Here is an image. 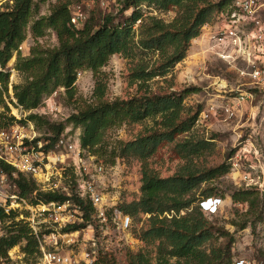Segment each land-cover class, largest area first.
I'll return each instance as SVG.
<instances>
[{
    "label": "trees",
    "instance_id": "obj_1",
    "mask_svg": "<svg viewBox=\"0 0 264 264\" xmlns=\"http://www.w3.org/2000/svg\"><path fill=\"white\" fill-rule=\"evenodd\" d=\"M11 1L0 9V102L6 109L2 94L7 93L9 85L7 64L16 53L14 69L21 81L13 84L12 90L16 103L24 111L37 109L43 99L58 88H63L69 99L74 98L77 73L81 70L92 72L95 80L91 98H78L76 110L67 117L68 123L80 128L82 150L93 153L98 148L106 150L105 134L108 130L146 119L152 121L144 133L126 141L116 139L112 146L111 163L116 157H132L141 162L139 197L122 201L115 209L129 217L148 215L139 229L138 239L145 246L154 248L153 256L149 250L128 252L127 264H231L234 233L209 221L201 206L195 204L194 191L202 183L229 172L226 162L208 168L194 164L193 159L209 150L212 142L204 139L178 142L176 147L186 161L169 176H160L148 164V159L163 141H174L178 135L191 130L198 119L201 108L191 110L183 100L199 87L171 89L172 70L185 57L191 40L201 34L205 24L214 21L229 0H119L121 20H116V13L93 12L80 27H74L70 22L73 0H54L48 14L40 13V3L47 0ZM143 4L160 11L173 7L178 10L171 21H165L144 15L140 8ZM126 11L129 13L125 14ZM48 29L57 39V45L53 47H45L36 40ZM27 32L35 42L30 46L29 54L22 56L19 46L26 39ZM113 54L130 59L127 78L130 85H136L135 93L123 97L107 96V83L102 80L100 69ZM137 55L143 56L134 60ZM147 55L150 56L148 59L145 58ZM169 74L170 78H167ZM155 77L162 78L168 85L151 89L149 81ZM15 121L45 124L51 134L32 140L35 144L40 142L45 151L52 149L64 129L63 123L49 122L45 116L34 112L20 120L0 113V129ZM0 170L13 178L17 193L31 203H62L71 199L82 212L83 220L66 224L61 229L63 233L83 229L85 222L92 218L95 207L78 192L67 196L59 191H42L30 175L19 172L1 159ZM214 194L212 189L203 193L205 199L214 197ZM230 197L233 203L246 204V215L261 219L264 199L257 190L238 189ZM181 211H185L184 214H180ZM17 218L15 210L5 213L0 208V230L3 231L0 234V257L4 259L8 258V251L21 241H25L22 247L25 254H40L31 229ZM233 225L244 229L247 221ZM89 264L114 263L107 258H95Z\"/></svg>",
    "mask_w": 264,
    "mask_h": 264
},
{
    "label": "rangeland",
    "instance_id": "obj_2",
    "mask_svg": "<svg viewBox=\"0 0 264 264\" xmlns=\"http://www.w3.org/2000/svg\"><path fill=\"white\" fill-rule=\"evenodd\" d=\"M11 2V0H0V9L5 8ZM53 3L54 0L41 2L40 13L48 14ZM77 4L81 6L87 18L93 12L97 14L101 12V14L116 13L118 16L116 20H121L118 11L119 0H73L70 5L71 11ZM140 8L144 15H152L165 21H171L178 10L173 7L167 11H160L153 6L144 4ZM128 13L129 11L125 12V14ZM206 32V29L202 28L199 38L195 41L191 40L185 57L172 70L171 89L182 90L192 85L199 87L198 91L188 94L183 100L184 105L191 110L201 108L198 119L191 130L178 135L174 141H163L148 159V164L160 176H169L186 161L176 147L178 142L184 139L211 141V148L201 156L194 158V164L198 167L208 168L226 162L229 165V172L214 180L202 183L194 191L195 204L201 206L209 221L217 226H224L234 233L235 241L231 248V264H234L238 258L250 260L255 264H264V206L261 219L258 220L254 215L245 214L247 209L245 203H233L230 197L233 191L250 188L257 190L260 198L264 199V83L258 85L251 83L248 76H241L238 71V69H246L241 62H236L235 65L228 64L214 53L206 39ZM36 40L45 47L57 45L55 33L51 29H48L44 36ZM34 42L35 40L27 32L26 39L19 46L22 56L29 54V48ZM141 56L137 55L134 60ZM149 57L147 55L145 58ZM15 60L16 53L7 64L10 71L9 85L7 93L2 94L8 109L0 102V113L3 112L5 116H11L12 112H15L12 86L21 81L19 73L14 69ZM130 65V59L121 54H113L106 65L101 67L100 74L102 80L107 83L106 94L109 98L135 93L136 85H130L127 78ZM167 78H170V74L167 75ZM94 80L91 71L81 70L76 75L74 98L69 99L64 89L58 88L45 97L37 109L19 114V120L30 112H34L45 116L49 122L63 123L64 129L58 137V139L63 138V144L57 145L56 141L52 147L54 152L62 156H59V160L53 163V176L50 181L57 185V191L63 192L67 196L77 194L76 178L79 177L75 175L73 169L74 153H71L65 143L77 142L80 148V128H75L68 123L67 117L76 110L78 98L86 100L91 98ZM149 85L151 89H155L159 86L166 87L168 82L163 81L160 77H155L149 81ZM240 91H251L252 96L238 101L236 98L238 93H241ZM3 120L6 119L3 118ZM14 124L22 127L19 128L21 133L33 136V138H42L51 134L48 132V127L41 122L37 125L30 121H15L12 125ZM151 125L152 121L146 119L140 123L122 124L108 130L105 134L108 146L106 150L98 148L93 153L80 148L81 161L88 166L89 175L94 174L97 187L106 202L104 209L106 218L100 221L93 213L92 218L85 222L86 226L83 229L70 233L61 231L65 225L55 228L53 233L56 244L44 240L47 248L54 246L59 251L71 254L72 258L76 260L75 262L78 260L76 264L85 263L83 258H85L84 253L86 252H92L99 260L107 258L114 264H127L128 252L149 250L153 256V246H145L138 239L139 229L148 215L129 217V220L125 221L124 227H119L112 220V214L117 210L115 207L120 202H129L139 197L141 162L132 157H116L111 163L114 140L133 139L139 133H144ZM98 164L104 167V172L101 174L94 171L95 165ZM76 172H78L77 169ZM12 179L7 176L1 184L5 194L16 191ZM37 186L41 190V186L38 184ZM208 189H212L215 194L214 197L205 199L203 193ZM27 201L30 202L29 199ZM16 210L17 219L25 218L29 214L27 209L21 207H17ZM184 212L181 211L180 214H184ZM67 213L73 215L74 222H82V212L71 199ZM245 221H247V225L244 229L233 225V223L239 225ZM48 226L47 229L41 231L53 230L50 224ZM2 232L0 230V234ZM24 244L25 241H21L9 250L13 256L10 264H42L39 252L27 255L22 251Z\"/></svg>",
    "mask_w": 264,
    "mask_h": 264
},
{
    "label": "built area",
    "instance_id": "obj_3",
    "mask_svg": "<svg viewBox=\"0 0 264 264\" xmlns=\"http://www.w3.org/2000/svg\"><path fill=\"white\" fill-rule=\"evenodd\" d=\"M86 18V13L81 6L75 5L71 11V24L74 27H80ZM202 28L207 31L206 39L214 53L228 64L235 65L236 62H241L247 70L238 69V71L241 76H248L251 83L257 85L264 83V0H229L227 5L216 14L214 21L211 24H205ZM251 96V91H245L238 93L236 99L241 101ZM12 100L15 103V112H12V116L19 119V114L21 115L26 111L16 103L14 97ZM19 128L22 127L11 124L0 129V159L19 172L30 175L41 186L42 191H57V185L52 184L50 179L53 176V163L59 160V156L62 155L57 154L52 149L48 151L41 149L40 142L33 143V136L21 133ZM57 143V145L63 144V138H59ZM65 146L69 148L71 153H74L72 161L74 173L79 177L76 178L78 194L89 199L95 207L94 214L100 221L104 220L106 218L104 210L106 202L97 187L94 174L89 175L88 166L81 161L80 148L77 142H66ZM94 171L97 174L103 173V165H95ZM6 178L7 174L0 170V208L5 213H9L10 210L17 212V207L28 210L29 214L22 219L25 220L24 222L31 229L38 242L42 264L78 263V260L75 262L76 260L72 258L71 254L59 251L57 247L47 248L44 241L48 240V243L56 244L54 229L74 222L73 215L67 213L69 200L62 203L55 201L31 203L17 191L5 194L1 184ZM112 220L119 227H124L129 216L115 210L112 214ZM48 224L53 227V230L41 234V230L49 227ZM84 254L85 263L89 264L95 260L92 252ZM12 259L13 256L8 251V258L0 257V264H10ZM234 264H255V262L238 258Z\"/></svg>",
    "mask_w": 264,
    "mask_h": 264
},
{
    "label": "crops",
    "instance_id": "obj_4",
    "mask_svg": "<svg viewBox=\"0 0 264 264\" xmlns=\"http://www.w3.org/2000/svg\"><path fill=\"white\" fill-rule=\"evenodd\" d=\"M199 38V36L198 37H196V38H194V39H192V41H195V40H197Z\"/></svg>",
    "mask_w": 264,
    "mask_h": 264
}]
</instances>
